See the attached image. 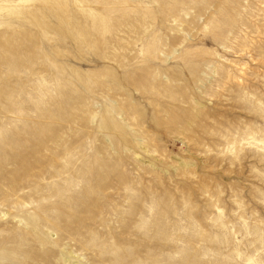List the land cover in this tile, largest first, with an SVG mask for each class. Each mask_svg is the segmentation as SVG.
<instances>
[{
	"label": "rangeland",
	"instance_id": "1",
	"mask_svg": "<svg viewBox=\"0 0 264 264\" xmlns=\"http://www.w3.org/2000/svg\"><path fill=\"white\" fill-rule=\"evenodd\" d=\"M0 264H264V0H0Z\"/></svg>",
	"mask_w": 264,
	"mask_h": 264
}]
</instances>
